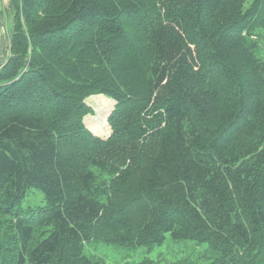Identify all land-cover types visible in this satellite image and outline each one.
I'll return each instance as SVG.
<instances>
[{"label":"trees","instance_id":"1","mask_svg":"<svg viewBox=\"0 0 264 264\" xmlns=\"http://www.w3.org/2000/svg\"><path fill=\"white\" fill-rule=\"evenodd\" d=\"M245 3L9 0L0 264H98L87 242L166 234L213 252L169 264H264V0ZM94 94L115 101L106 138ZM32 188L45 205L25 210Z\"/></svg>","mask_w":264,"mask_h":264},{"label":"rangeland","instance_id":"2","mask_svg":"<svg viewBox=\"0 0 264 264\" xmlns=\"http://www.w3.org/2000/svg\"><path fill=\"white\" fill-rule=\"evenodd\" d=\"M250 0H246L248 4ZM245 3V4H246ZM9 0H0V17L6 24L5 31L0 33V58L4 55L3 36L9 33L12 27L11 15H6L5 8L8 6ZM257 33L260 37V51H264V32L258 29ZM105 100V103L103 100ZM113 99L104 94H94L86 98V103L94 109V114L85 116L84 123L86 126L89 121H95L104 124L106 127L107 107L113 105ZM111 108V107H110ZM100 127V126H99ZM103 127V126H101ZM45 205L44 195L41 191L32 188L22 202V207L25 210L29 208H37ZM84 253L98 264H122L124 262H139L144 258H150L156 264H169L182 258L190 257L203 263L212 259L213 252L209 249L206 242H198L191 239L175 240L169 234H166L164 241L161 244L148 247L147 245H120L106 243L104 241H90L85 244Z\"/></svg>","mask_w":264,"mask_h":264},{"label":"crops","instance_id":"3","mask_svg":"<svg viewBox=\"0 0 264 264\" xmlns=\"http://www.w3.org/2000/svg\"><path fill=\"white\" fill-rule=\"evenodd\" d=\"M103 100V102L105 103V100L104 99H102ZM114 104H115V101H113V105H110L109 107H107V113H106V117L108 116V114L111 112V110L113 109V107H114ZM111 107V108H110ZM107 119V118H106ZM90 123L87 125V127L93 132V133H95V134H97V135H99V136H101V137H103V138H106V137H108L109 135H110V133H111V130H110V127L108 126V124H107V122L105 123V125H106V127L107 128H105L104 127V124H101L100 125V123H98L99 124V126H96L95 125V121H89ZM101 126H103V127H101Z\"/></svg>","mask_w":264,"mask_h":264},{"label":"water","instance_id":"4","mask_svg":"<svg viewBox=\"0 0 264 264\" xmlns=\"http://www.w3.org/2000/svg\"><path fill=\"white\" fill-rule=\"evenodd\" d=\"M7 48V47H6Z\"/></svg>","mask_w":264,"mask_h":264}]
</instances>
